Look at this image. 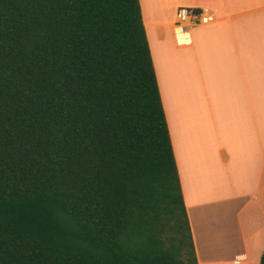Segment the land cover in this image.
<instances>
[{
	"label": "trees",
	"instance_id": "16d2710c",
	"mask_svg": "<svg viewBox=\"0 0 264 264\" xmlns=\"http://www.w3.org/2000/svg\"><path fill=\"white\" fill-rule=\"evenodd\" d=\"M0 264H198L139 0H0Z\"/></svg>",
	"mask_w": 264,
	"mask_h": 264
},
{
	"label": "crops",
	"instance_id": "0c3cea01",
	"mask_svg": "<svg viewBox=\"0 0 264 264\" xmlns=\"http://www.w3.org/2000/svg\"><path fill=\"white\" fill-rule=\"evenodd\" d=\"M139 1L198 264H259L264 0H165L173 14L160 18ZM179 7L216 19L183 29Z\"/></svg>",
	"mask_w": 264,
	"mask_h": 264
},
{
	"label": "built area",
	"instance_id": "2783aa9c",
	"mask_svg": "<svg viewBox=\"0 0 264 264\" xmlns=\"http://www.w3.org/2000/svg\"><path fill=\"white\" fill-rule=\"evenodd\" d=\"M215 19V14L204 8L179 7L176 12V24L183 29L206 25L214 22Z\"/></svg>",
	"mask_w": 264,
	"mask_h": 264
},
{
	"label": "rangeland",
	"instance_id": "374dc122",
	"mask_svg": "<svg viewBox=\"0 0 264 264\" xmlns=\"http://www.w3.org/2000/svg\"><path fill=\"white\" fill-rule=\"evenodd\" d=\"M154 5L153 9L151 12L152 17H171L173 14V9L171 7L164 6L163 4H166L165 0H153ZM167 5V4H166ZM157 7V8H155ZM158 9V10H157Z\"/></svg>",
	"mask_w": 264,
	"mask_h": 264
}]
</instances>
